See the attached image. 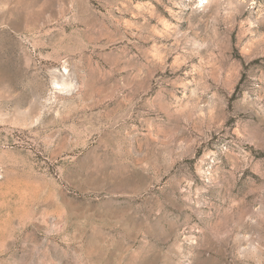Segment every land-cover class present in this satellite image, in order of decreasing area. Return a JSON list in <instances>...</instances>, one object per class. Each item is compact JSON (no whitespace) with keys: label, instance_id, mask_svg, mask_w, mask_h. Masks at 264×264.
Segmentation results:
<instances>
[{"label":"rangeland","instance_id":"1","mask_svg":"<svg viewBox=\"0 0 264 264\" xmlns=\"http://www.w3.org/2000/svg\"><path fill=\"white\" fill-rule=\"evenodd\" d=\"M0 264H264V0H0Z\"/></svg>","mask_w":264,"mask_h":264}]
</instances>
